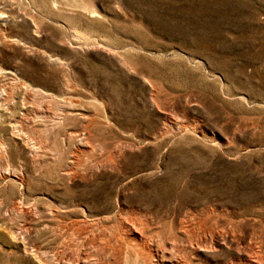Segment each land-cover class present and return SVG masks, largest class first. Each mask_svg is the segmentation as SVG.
Returning <instances> with one entry per match:
<instances>
[{
	"label": "rangeland",
	"instance_id": "1",
	"mask_svg": "<svg viewBox=\"0 0 264 264\" xmlns=\"http://www.w3.org/2000/svg\"><path fill=\"white\" fill-rule=\"evenodd\" d=\"M0 264H264V0H0Z\"/></svg>",
	"mask_w": 264,
	"mask_h": 264
},
{
	"label": "bare ground",
	"instance_id": "2",
	"mask_svg": "<svg viewBox=\"0 0 264 264\" xmlns=\"http://www.w3.org/2000/svg\"><path fill=\"white\" fill-rule=\"evenodd\" d=\"M2 93V92H1ZM4 96V95H3ZM9 97V96H8ZM5 99V98H4Z\"/></svg>",
	"mask_w": 264,
	"mask_h": 264
}]
</instances>
